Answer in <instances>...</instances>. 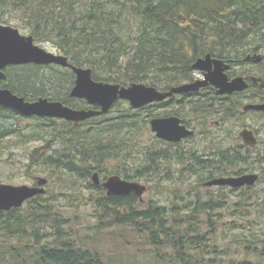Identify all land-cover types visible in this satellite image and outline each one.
<instances>
[{"label":"trees","instance_id":"trees-1","mask_svg":"<svg viewBox=\"0 0 264 264\" xmlns=\"http://www.w3.org/2000/svg\"><path fill=\"white\" fill-rule=\"evenodd\" d=\"M13 11L21 12L22 27L36 42H51L73 65L89 67L93 79L144 82L160 90L193 80L192 64L205 53L237 52L252 36L264 35V0H0V22ZM207 36L213 40L209 45ZM9 82L27 99L43 96L75 108H98L69 96L74 73L68 68L15 67ZM121 101L81 122L62 119V128L36 118L37 125L24 132L13 123L16 112L0 113V144L14 135L20 142L44 141L30 153L26 171L42 167L50 179L60 171L72 178L73 187L86 181L97 221L94 235H85L73 224L76 214L58 205L59 195L78 200L62 190L70 184L51 196L30 198L25 207L0 210V264H264V226L257 233L250 216L253 205L264 204V192L256 189L262 176L252 186H214L217 190L205 188L206 194L189 184L167 204L151 199L145 206L134 194L107 195L92 182L95 171L101 180L117 174L147 182L206 174L199 182L204 185L241 163L226 151L208 156L212 146L203 156L193 150L172 154L177 146L155 135L143 144L142 128L161 115V101L112 115ZM56 143L59 149L52 151ZM111 161L115 165L109 168ZM172 161L182 167H166ZM125 230L130 250L98 242V234L119 241L117 234Z\"/></svg>","mask_w":264,"mask_h":264},{"label":"water","instance_id":"water-1","mask_svg":"<svg viewBox=\"0 0 264 264\" xmlns=\"http://www.w3.org/2000/svg\"><path fill=\"white\" fill-rule=\"evenodd\" d=\"M51 64L69 66L75 74V82L70 90V96L85 99L88 104L98 106L97 109L72 108L61 101L50 100L47 97H39L33 101H25L23 97L13 94L7 88H0V105L10 107L16 112L25 115H37L41 117H58L69 121H82L95 115L107 113L113 103L118 99L129 101L131 107L138 108L147 103L160 101L172 93L185 91H196L208 83L215 85L219 92H230L233 89H241L243 85L240 78L228 82L223 72V60L212 57L210 53L198 57L193 63L195 70L204 73L202 80H195L171 87L170 91L164 92L154 86L142 82H132L128 85L110 83L94 80L89 67L75 66L69 62L66 55L46 50L34 42L32 35L22 34L17 28L10 25H0V68L8 64ZM3 73L0 71V78ZM254 108L264 106L255 105ZM151 131L156 136L166 141L177 142L185 138L193 131L180 123L175 116L153 117L150 121ZM245 143L253 145L255 138L250 130L240 132ZM258 175L256 173H245L231 176H218L205 181L206 186L228 185L230 187H241L255 183ZM95 184H101L106 189L107 195L124 196L133 193L142 200L146 191L145 184L121 178L118 175H110L100 182L98 173L92 174ZM46 177L37 176L35 184H19L0 182V210H9L20 207L25 200L45 192L44 185Z\"/></svg>","mask_w":264,"mask_h":264},{"label":"flooded vegetation","instance_id":"flooded-vegetation-1","mask_svg":"<svg viewBox=\"0 0 264 264\" xmlns=\"http://www.w3.org/2000/svg\"><path fill=\"white\" fill-rule=\"evenodd\" d=\"M211 56L222 59L223 66L227 65L223 72L228 82L240 78L243 87L221 93L215 85L208 83L196 91L174 92L164 98L161 101V116H175L181 124L193 131L192 135L179 142H164L178 146L194 138H199L206 144L205 150L208 151L211 146L213 147L208 156L218 151H226L229 156L241 157V163H238L241 165H234L231 171L225 175L254 172L261 177L263 167L259 168L258 164L264 161V109L253 106H264V35L252 36L251 41L237 52L230 50L223 56L215 54H211ZM25 65L38 64H8L0 68L3 73V77L0 78V88L11 90L9 87V70ZM203 78L204 73L202 71H198V74L195 71L193 80L171 85L162 91L168 92L171 87ZM11 92L22 96L12 90ZM7 110L16 112L12 108L0 105V113H5ZM0 117L2 116L0 115ZM14 118L33 119L34 117L23 116L16 112ZM242 130L252 132L255 138L253 145L245 143L240 134ZM204 153V151H197L199 155ZM255 168H259V170L256 171Z\"/></svg>","mask_w":264,"mask_h":264},{"label":"rangeland","instance_id":"rangeland-1","mask_svg":"<svg viewBox=\"0 0 264 264\" xmlns=\"http://www.w3.org/2000/svg\"><path fill=\"white\" fill-rule=\"evenodd\" d=\"M22 14L21 12H7L5 16L3 15V21H1V24H8L11 26H14L19 29V31L23 34H28L27 30L23 28V22L19 19L21 18ZM208 37V36H207ZM208 45L210 44V40L212 37H208ZM40 46L45 48L46 50L52 51L54 53L58 52V49L52 44L51 42H38ZM216 45V44H215ZM198 74V71H196ZM144 83V82H142ZM146 84V83H144ZM149 85V84H147ZM158 89V88H157ZM160 90V89H159ZM125 107H130L128 101H121L120 104L113 107L111 110L112 115H116L118 113H121V109ZM127 109V108H125ZM110 110V109H109ZM158 112V111H157ZM140 116H142V112H140ZM39 124L41 123H49V125H52V127L58 126L59 128H62L63 122L61 119H52L48 120L47 118H38ZM36 118H30V119H13V123H17V127L22 129L21 131H29L34 126L37 125L35 123ZM16 121V122H15ZM34 124V125H33ZM33 125V126H32ZM87 126H84L83 128H86ZM68 128V127H64ZM37 129V128H36ZM65 130L60 131L62 134ZM140 136V141L143 144L150 143V140L152 139V136L154 134L150 131L149 128H142ZM2 144H0V182L2 183H10L14 185L19 184H28L31 185L35 182L36 176L46 177L47 183L44 185V188L46 190L45 193H43L44 196L48 197L52 194H56L59 191H61L60 186L63 185H69L72 182V178H70L65 173H61L60 171H57L58 173H55L51 176V179L49 178L48 171L45 170L42 167L33 168L31 171H26L27 165L29 164V157L30 153L33 151V149L41 146L44 141L41 139H34L32 141L28 142H20L18 140L17 136H13L10 139H3L1 141ZM59 144L56 143L52 146V151L58 150ZM206 144L203 143L199 138H194L191 141L184 142L177 147H174L171 149V153L174 154V149L178 151H188L193 150L195 153L197 151H204L207 147H205ZM115 165L114 161L108 162L107 166L109 168L113 167ZM241 165V164H238ZM172 170H177L178 168L182 167L181 163H178L177 161H172L169 165ZM263 167L261 170V176L263 177L261 182L256 186V189L262 190L264 192V161L259 162L258 167ZM259 168H255L256 171L259 170ZM113 175V174H111ZM110 176V175H109ZM206 174L195 175L191 177V179H188L187 181H182V178H177L172 180H167L166 178L157 179L153 178L149 182L138 180L141 183H144L148 186L147 191L143 194V199L140 201V199H137L142 202L145 206L146 202L149 200H158L161 204H167L168 202L172 201L175 198L174 193H181L183 194L185 187L191 184V186L196 187L197 190L201 194H206L207 192L205 188H211L210 190L216 191L217 189L213 187H206L204 185H200L199 182L201 179L205 178ZM158 181L159 186L156 185ZM73 184V183H71ZM70 184V186L66 189H62L63 191H70L71 198H77L78 200L74 199H67V196H60L59 194V202L58 205H60L64 210L69 209L68 211H71L76 214V219L74 218L73 224H75V227L81 230L83 234L85 235H94V227H96V216L94 213V204L90 200V191L86 187V181L79 180L74 184V187ZM75 188L77 193H72V189ZM82 193L84 194L82 196ZM234 199H236L234 197ZM73 201V202H72ZM27 204H24L23 207H25ZM250 208V207H249ZM256 208V209H255ZM253 210V211H252ZM251 219L253 220L254 229L257 233H260L263 230L264 226V204H255L252 206L251 209ZM119 228H116L118 230ZM126 232L122 231L123 234L119 232L117 234V239L120 241H109L105 237L101 238L100 235H97V239L99 243L107 244V242H110V244H116L118 249L125 251L126 249L131 248V245L127 244L129 242V235L130 231L125 230ZM245 232H248V230L245 229ZM222 241V238L219 239ZM227 238L223 241L225 242ZM117 249V250H118ZM133 249V247H132Z\"/></svg>","mask_w":264,"mask_h":264},{"label":"bare ground","instance_id":"bare-ground-1","mask_svg":"<svg viewBox=\"0 0 264 264\" xmlns=\"http://www.w3.org/2000/svg\"><path fill=\"white\" fill-rule=\"evenodd\" d=\"M178 77V76H177ZM177 80H178V78H177ZM180 80V79H179ZM1 115V114H0Z\"/></svg>","mask_w":264,"mask_h":264}]
</instances>
